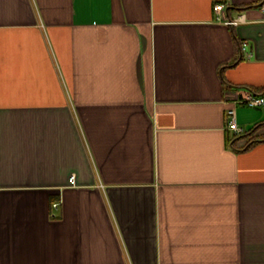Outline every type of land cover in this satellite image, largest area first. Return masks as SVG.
<instances>
[{
	"label": "crops",
	"instance_id": "0c3cea01",
	"mask_svg": "<svg viewBox=\"0 0 264 264\" xmlns=\"http://www.w3.org/2000/svg\"><path fill=\"white\" fill-rule=\"evenodd\" d=\"M263 4L0 0V264H264Z\"/></svg>",
	"mask_w": 264,
	"mask_h": 264
},
{
	"label": "built area",
	"instance_id": "2783aa9c",
	"mask_svg": "<svg viewBox=\"0 0 264 264\" xmlns=\"http://www.w3.org/2000/svg\"><path fill=\"white\" fill-rule=\"evenodd\" d=\"M263 9H264V4H263ZM214 10L216 12L217 19L220 21H224L225 24L229 26H237L240 23L245 22V16L240 15L236 17L235 19H227L223 17L224 13V5L221 3H217L214 6ZM244 92L241 95L240 102L246 104L249 107H254V108H259L264 106V96L257 95L253 93L252 91L249 90H243ZM227 116L229 118L228 122V128L230 131L233 132L234 135H238L243 132V130L238 127L236 123V110L234 108L229 109L227 111ZM73 180V178H72ZM58 203L54 204V207H58Z\"/></svg>",
	"mask_w": 264,
	"mask_h": 264
},
{
	"label": "trees",
	"instance_id": "16d2710c",
	"mask_svg": "<svg viewBox=\"0 0 264 264\" xmlns=\"http://www.w3.org/2000/svg\"><path fill=\"white\" fill-rule=\"evenodd\" d=\"M262 125H264V124H262ZM262 125H258V126H256L255 128H253V129H251L250 131H248V135H252L260 126H262ZM252 141V140H251ZM250 141V142H251Z\"/></svg>",
	"mask_w": 264,
	"mask_h": 264
}]
</instances>
